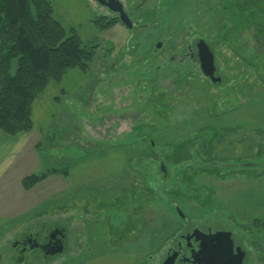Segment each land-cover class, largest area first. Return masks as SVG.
Listing matches in <instances>:
<instances>
[{
  "label": "rangeland",
  "instance_id": "obj_1",
  "mask_svg": "<svg viewBox=\"0 0 264 264\" xmlns=\"http://www.w3.org/2000/svg\"><path fill=\"white\" fill-rule=\"evenodd\" d=\"M48 1L98 48L33 106L40 145L25 172L63 174L0 197V264H151L179 224L164 197L190 215L221 209L264 246V0H121L133 30L96 0ZM192 38L211 47L220 85L170 60ZM55 229L63 253L20 261L16 240Z\"/></svg>",
  "mask_w": 264,
  "mask_h": 264
},
{
  "label": "trees",
  "instance_id": "obj_2",
  "mask_svg": "<svg viewBox=\"0 0 264 264\" xmlns=\"http://www.w3.org/2000/svg\"><path fill=\"white\" fill-rule=\"evenodd\" d=\"M53 14L48 0H0V131L9 135L33 129V104L51 81L60 83L71 69L86 72L94 60L97 45L84 44L73 29L68 34ZM115 23L97 24L105 30ZM57 174H32L22 188Z\"/></svg>",
  "mask_w": 264,
  "mask_h": 264
},
{
  "label": "flooded vegetation",
  "instance_id": "obj_3",
  "mask_svg": "<svg viewBox=\"0 0 264 264\" xmlns=\"http://www.w3.org/2000/svg\"><path fill=\"white\" fill-rule=\"evenodd\" d=\"M134 23V28L139 26V23ZM195 39L192 38L188 42L187 54L172 56L170 60L176 59L182 63L192 61L197 72L207 81L213 83L201 71V58L199 57L201 46L198 45L201 39ZM221 82L222 77L220 76L213 84L218 86L217 84L220 85ZM220 88L223 91V87ZM161 164L162 162L159 166L160 170ZM161 172L164 176L169 175L167 170L166 173L162 170ZM164 200H166L169 210L175 211L179 224L171 236L164 241L159 252L152 256L151 264H264V249L262 248L264 246H256L253 241L244 238L234 225L225 220V215L228 213L222 212L221 209H215V212L206 214V216L190 215L184 212L180 204L173 198L164 197ZM178 208L182 211L183 216L178 214ZM52 233H55L56 237L52 238ZM66 237L67 233L64 229L51 230L44 238L40 234L35 235L31 232L26 234L15 241V243L17 242L16 249H19L20 261L36 252L49 254L57 240L62 241L65 250Z\"/></svg>",
  "mask_w": 264,
  "mask_h": 264
},
{
  "label": "crops",
  "instance_id": "obj_4",
  "mask_svg": "<svg viewBox=\"0 0 264 264\" xmlns=\"http://www.w3.org/2000/svg\"><path fill=\"white\" fill-rule=\"evenodd\" d=\"M38 145L40 142L35 127L30 131H23L16 135L0 131V197L3 198L6 191L16 186L18 182L21 183L25 177L35 174L26 173L25 168L30 162L29 157L32 156L34 149H38Z\"/></svg>",
  "mask_w": 264,
  "mask_h": 264
},
{
  "label": "water",
  "instance_id": "obj_5",
  "mask_svg": "<svg viewBox=\"0 0 264 264\" xmlns=\"http://www.w3.org/2000/svg\"><path fill=\"white\" fill-rule=\"evenodd\" d=\"M99 4L107 7L111 12L118 15V18L128 29L133 30L135 27V23L132 22L130 16L128 15L123 3L120 0H96ZM200 52L199 57L201 58V71L203 74L211 79L213 83H216V79L220 77L218 70L215 65V56L213 51L210 49L209 45L203 39L200 40L199 44ZM162 47V43L157 45V49ZM152 145L155 146L154 142L152 141ZM161 170L166 173V166L164 163L161 164ZM178 214L183 216L182 211L178 208ZM55 233H52L51 237H56ZM59 242V243H58ZM17 243V242H16ZM14 243L13 248L17 247V244ZM55 247L49 254H58L62 253L64 250V245L61 240H57L54 244ZM48 255V254H46Z\"/></svg>",
  "mask_w": 264,
  "mask_h": 264
}]
</instances>
